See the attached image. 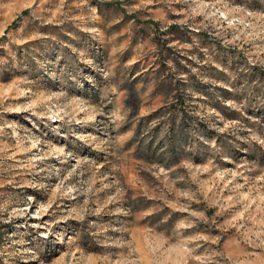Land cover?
<instances>
[{"label": "rangeland", "instance_id": "rangeland-1", "mask_svg": "<svg viewBox=\"0 0 264 264\" xmlns=\"http://www.w3.org/2000/svg\"><path fill=\"white\" fill-rule=\"evenodd\" d=\"M0 264H264V0H0Z\"/></svg>", "mask_w": 264, "mask_h": 264}]
</instances>
